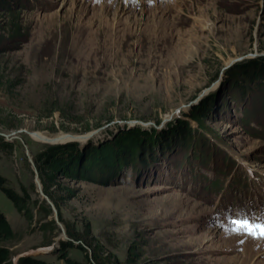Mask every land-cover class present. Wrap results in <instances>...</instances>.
<instances>
[{
    "label": "rangeland",
    "instance_id": "1",
    "mask_svg": "<svg viewBox=\"0 0 264 264\" xmlns=\"http://www.w3.org/2000/svg\"><path fill=\"white\" fill-rule=\"evenodd\" d=\"M10 1L13 21L0 11V176L32 214L0 189L15 233L0 244L8 263L66 264L60 246L71 241L84 247L67 250L80 264H97L95 253L108 264H264V239L231 222H264V85L244 73L264 58V0ZM123 131L146 143L134 169L94 167L91 182L57 175L45 194L37 163L48 146L83 150Z\"/></svg>",
    "mask_w": 264,
    "mask_h": 264
},
{
    "label": "trees",
    "instance_id": "2",
    "mask_svg": "<svg viewBox=\"0 0 264 264\" xmlns=\"http://www.w3.org/2000/svg\"><path fill=\"white\" fill-rule=\"evenodd\" d=\"M10 0H0V11H4L6 16L13 21V11ZM12 25V23H11ZM14 26L6 27L7 35L13 38L14 34L18 31ZM246 75L252 69L250 81L264 85V58L251 64V66H244ZM243 87V86H242ZM242 95L249 90H244ZM204 111L200 112L199 117L204 115ZM190 130H183L179 135L187 136ZM141 138L137 132H120L112 141H105L99 145L88 146L80 150L75 143L65 145L48 146L47 150L38 155L37 167L40 173V178L44 185V192L47 196L51 197L48 190V183L54 181L57 175L68 177L74 180L89 181L91 182V173L94 167L104 168L109 170L114 176L120 171L122 167L133 168L132 163L135 160V153L144 152L146 150V143L140 141ZM1 140H3L1 138ZM6 146V144H3ZM153 161V160H152ZM145 159L143 160V163ZM146 164V163H145ZM104 183V182H103ZM0 189L12 201L16 209L24 212L26 216H31V210L27 207V200L29 196H20L12 188L6 185L4 177L0 176ZM42 209V207H41ZM45 216L52 214L51 209H44ZM60 219H62L60 217ZM50 226L55 225V221H49L40 225V230L47 231ZM67 226V234L74 240H79L80 237L72 230L69 224ZM15 238V233L11 228L7 218L0 210V244L12 241ZM77 247L83 251L82 245H75L71 241H64L61 243L60 251L62 252L61 259L65 260L66 264H80L68 258L67 250ZM10 251L5 246H0V264H9ZM94 260L97 264H108L101 256L94 254ZM17 264H54L45 262L43 260L25 256L18 259Z\"/></svg>",
    "mask_w": 264,
    "mask_h": 264
},
{
    "label": "snow or ice",
    "instance_id": "3",
    "mask_svg": "<svg viewBox=\"0 0 264 264\" xmlns=\"http://www.w3.org/2000/svg\"><path fill=\"white\" fill-rule=\"evenodd\" d=\"M231 222L236 225L233 229L235 232L244 231L253 238L264 239V222H253L247 217L233 219Z\"/></svg>",
    "mask_w": 264,
    "mask_h": 264
},
{
    "label": "bare ground",
    "instance_id": "4",
    "mask_svg": "<svg viewBox=\"0 0 264 264\" xmlns=\"http://www.w3.org/2000/svg\"><path fill=\"white\" fill-rule=\"evenodd\" d=\"M31 137L36 140V141H39V142H43V143H46V140L49 139L50 141H56L58 143H64L66 142V140L68 139L67 137H61V136H58V137H48L47 135L43 134V133H40V132H35V133H31ZM91 137V134L89 135H85V136H80L78 137V140L81 141L82 143L86 142L88 140V138ZM236 236V235H235ZM234 237V236H233Z\"/></svg>",
    "mask_w": 264,
    "mask_h": 264
},
{
    "label": "water",
    "instance_id": "5",
    "mask_svg": "<svg viewBox=\"0 0 264 264\" xmlns=\"http://www.w3.org/2000/svg\"><path fill=\"white\" fill-rule=\"evenodd\" d=\"M5 138H8V136H5ZM76 138H78V137H75L74 139L76 140ZM46 143H49V144H58V142H56V141H50L49 139L46 140Z\"/></svg>",
    "mask_w": 264,
    "mask_h": 264
}]
</instances>
